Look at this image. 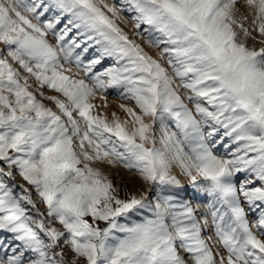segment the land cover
<instances>
[{"label":"snow or ice","instance_id":"6c2138e0","mask_svg":"<svg viewBox=\"0 0 264 264\" xmlns=\"http://www.w3.org/2000/svg\"><path fill=\"white\" fill-rule=\"evenodd\" d=\"M0 46V264H264V0H0Z\"/></svg>","mask_w":264,"mask_h":264},{"label":"rangeland","instance_id":"374dc122","mask_svg":"<svg viewBox=\"0 0 264 264\" xmlns=\"http://www.w3.org/2000/svg\"><path fill=\"white\" fill-rule=\"evenodd\" d=\"M107 2L108 3H116L119 6L121 0H107ZM242 11H243V9H242ZM124 15L126 17H129V19H130V14L125 12ZM118 23L124 29V31L129 34L130 37L133 35V30H132L131 24H129L128 26H125L123 23H121L119 21H118ZM137 42L141 43V45L145 47V50L148 51L149 54L153 55V57L157 56V50L147 47L145 40L138 39ZM0 47H2V46H0ZM109 63H110L109 61H105L104 64L99 66L97 70H100V68H102V67H107ZM45 93H46V95H56V93H54L50 90H47V89H45ZM44 103L50 107H53V109L56 110L51 101L46 100V101H44ZM94 103L96 105H98V107L95 109V111L104 113V115L107 116L109 121L112 119V113L113 112L116 113V115L120 118L121 122H123L124 120L130 121V117H128L127 114L122 109L119 108V104L128 103L129 106H133V105L127 101L120 100L118 98L115 90L110 89L107 93V105H108L107 108L103 107L104 101L99 99V95H98L97 99L94 101ZM103 167H104V170L106 172L110 173V177L113 180L114 184H116L121 189V195H123V191L125 188H127V190L130 192H135L138 189H142L144 187V185L142 184V182L139 180L138 177H136L133 173H130L127 170L123 169L119 165H117L115 168L106 167V166H103ZM182 180H183V178H182ZM12 183L25 184L26 185V182H24L22 180V178H20L19 176H17L16 181H14ZM185 188L187 190L188 199L192 200V202L194 204L201 200V195H202L201 192H197L195 194V199H193V196H194L193 190L186 183V181H185ZM33 196L35 198V193H33ZM38 206H39L41 211H44V205L43 204H38ZM249 219L251 221L253 218L250 216Z\"/></svg>","mask_w":264,"mask_h":264}]
</instances>
